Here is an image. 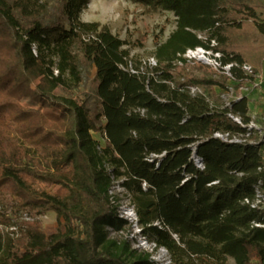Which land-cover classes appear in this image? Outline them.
I'll use <instances>...</instances> for the list:
<instances>
[{
    "label": "trees",
    "instance_id": "trees-1",
    "mask_svg": "<svg viewBox=\"0 0 264 264\" xmlns=\"http://www.w3.org/2000/svg\"><path fill=\"white\" fill-rule=\"evenodd\" d=\"M88 1L0 0V264H154L127 236L109 235L125 224L109 192L114 182L169 264H264V227L252 225L264 224V208L243 202L264 193V121L253 128L256 143L214 137L245 132L228 113L252 120L246 96L211 102L213 86L226 87L223 74L175 71L186 48L207 45L197 32L216 39L224 62L260 69L264 6L135 0L177 16L155 47L156 63L143 66L105 25L80 18ZM21 83H34L29 94L40 107L7 96ZM197 85L204 90L191 93ZM49 210L52 230L37 221L21 227L23 213Z\"/></svg>",
    "mask_w": 264,
    "mask_h": 264
},
{
    "label": "rangeland",
    "instance_id": "rangeland-1",
    "mask_svg": "<svg viewBox=\"0 0 264 264\" xmlns=\"http://www.w3.org/2000/svg\"><path fill=\"white\" fill-rule=\"evenodd\" d=\"M255 3L264 6V0H253ZM80 18L84 21H97L101 25H105L113 34L124 40L123 47L129 51V56L134 62H140L145 66L150 58H155L154 50L157 43L163 42L168 35L175 29L177 16L172 10H167L158 6L156 9H151L148 5L140 3L135 0H89L87 6L82 10ZM175 71L178 74H186L188 76H209L220 77L223 76L216 69L211 66L195 62L186 63L183 65L176 64ZM93 73L90 72L89 76L92 77ZM223 82L226 83V78L223 76ZM34 83L28 86L24 83L19 84L12 91L7 93L8 97H11L23 105L40 107L39 103L32 100L29 94V87H33ZM199 91H203L204 88L200 85L196 86ZM84 87L78 86L73 89L74 93H81ZM206 90V89H205ZM213 90V89H212ZM60 91V90H59ZM221 94V93H220ZM220 94H213L209 96L211 102H221L222 97ZM254 119V118H253ZM255 124L260 127V122L255 119ZM93 134L97 137L98 134ZM117 198L125 202L127 195L119 188L113 189ZM31 219L24 220L19 217L21 227L26 228V221H37L40 227L45 231H50L56 226V216L51 210L46 211L43 214L30 216ZM24 224L21 223L22 221ZM23 230V228H22ZM123 233L129 232V226L125 223L122 229ZM22 231L19 230L18 235ZM119 235L117 231L110 230L109 235L117 239L125 237V235ZM129 236V234H128ZM151 240V236L149 237ZM132 247L135 244L131 242ZM140 250V249H139ZM156 255L155 253H153ZM169 254V253H168ZM256 260L253 259L252 264H256ZM225 264H235L231 257H226Z\"/></svg>",
    "mask_w": 264,
    "mask_h": 264
},
{
    "label": "built area",
    "instance_id": "built-area-1",
    "mask_svg": "<svg viewBox=\"0 0 264 264\" xmlns=\"http://www.w3.org/2000/svg\"><path fill=\"white\" fill-rule=\"evenodd\" d=\"M197 36L203 40L207 45H198L194 47H188L181 54V59H178L175 63L183 65L184 63H195L200 62L211 66L216 69L218 72L223 74L228 81L227 86L224 88L223 93L220 94L225 106H229L232 101L241 99L252 90H259L261 88L262 77L258 69L247 62L238 63L236 61H226L222 59V52L215 49L217 41L215 38H209L205 32H197ZM34 53H36L35 47H33ZM156 63L154 58L148 60V64L154 65ZM233 68H238L243 77L236 78L232 72ZM57 72L56 70L54 71ZM236 82L235 89L232 86V83ZM191 93L200 92L196 86L189 87ZM228 116L235 120L237 123L246 127L245 132L242 133H232L230 131L217 130L213 133V136L219 138L226 142H250L256 143L253 138H250L252 135L253 128H259L253 120H250L248 123L244 124L241 121L240 116L228 113ZM193 161L197 167L203 168V162L199 155L193 152L192 155ZM143 187L146 186V183L143 182ZM119 188L124 191L127 195L126 201L122 202L118 198L112 199L114 204H117L116 213L117 216L124 219L125 223L129 226V232L123 233L122 229L118 230L119 235L127 236L132 243L135 244V248L142 251L148 252L150 257L154 260V264H169L171 262L170 256L167 249L164 246L158 245L154 240H151L143 231V226L139 223L138 215L134 204L131 202L130 196L128 193L121 187L118 182H114L113 186L110 189V194H114L113 189ZM116 195V194H114ZM243 202L249 204L252 208H264V193L256 189L255 195L253 198H245ZM21 218L24 220L31 219L27 213H23ZM154 224L161 227L158 221H155ZM252 225L258 227H264L263 223L253 222ZM10 229H15V227H10ZM129 234V236H128ZM175 236V235H174ZM155 253L156 255H154Z\"/></svg>",
    "mask_w": 264,
    "mask_h": 264
},
{
    "label": "crops",
    "instance_id": "crops-1",
    "mask_svg": "<svg viewBox=\"0 0 264 264\" xmlns=\"http://www.w3.org/2000/svg\"><path fill=\"white\" fill-rule=\"evenodd\" d=\"M258 70L260 71L262 77L261 88L259 90H252L245 98L247 114L251 116L252 120L253 118L256 119L257 122L264 121V62ZM225 82V86H227L228 81L226 80ZM229 83H232V86L235 89L236 82L234 81ZM213 89L216 95L223 93L225 90L224 87L219 85H214Z\"/></svg>",
    "mask_w": 264,
    "mask_h": 264
}]
</instances>
